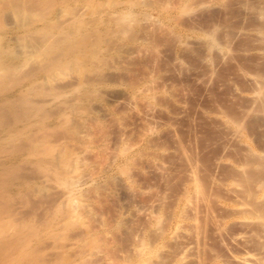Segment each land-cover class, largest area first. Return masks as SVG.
<instances>
[{
  "label": "rangeland",
  "instance_id": "obj_1",
  "mask_svg": "<svg viewBox=\"0 0 264 264\" xmlns=\"http://www.w3.org/2000/svg\"><path fill=\"white\" fill-rule=\"evenodd\" d=\"M31 1L0 0L22 75L1 97L44 101L63 135L55 167L82 194L62 232L103 238L84 263L264 264V0Z\"/></svg>",
  "mask_w": 264,
  "mask_h": 264
},
{
  "label": "bare ground",
  "instance_id": "obj_2",
  "mask_svg": "<svg viewBox=\"0 0 264 264\" xmlns=\"http://www.w3.org/2000/svg\"><path fill=\"white\" fill-rule=\"evenodd\" d=\"M17 1H19V0H17ZM32 1H31V3L33 4ZM11 2H14V1H11ZM14 5H15V3H14ZM186 8H187V6L185 7V9ZM185 11L188 12L189 10L186 9ZM185 11L183 10L182 12H185ZM261 13H262V11H261ZM122 14H123V12H122ZM122 14H119V16H117V17H120V15H122ZM127 15H129V14L127 13ZM129 16H131V15H129ZM118 20H117V22H118ZM124 21L126 22L127 20L124 19L123 22ZM86 22L88 23V21H86ZM121 22H122V20H121ZM50 25H52V24H50ZM80 25H83V24H80ZM81 28H82V26H81ZM212 32H214V31H212ZM62 33L60 34V36L62 35ZM85 33H87V32L85 31ZM85 33H83V34H85ZM49 34H51V31H50V33H48V35ZM65 34H66V32H65ZM92 34L94 35V31ZM214 34L213 33L210 34V40H208L209 44L207 43L209 45V47H213L217 43V42H215L217 40V39L215 40V38H217V37H215ZM52 35L53 34H51V36H49V37L56 36V34H54V36H52ZM57 35H59V34H57ZM49 37H47L46 40H48V39L51 40ZM62 37H63V35H62ZM64 37H66V36H64ZM64 37L62 38V40L65 39ZM86 37H87V35H86ZM56 39H54L55 41H53V42H56ZM98 39H100V38H98ZM49 40H48V42H50ZM59 40H61V37H59ZM59 40H58V42L60 43ZM63 42H65V41H63ZM63 42L61 44H63ZM73 44H74V42H73ZM53 46H55V45H53ZM64 46H65V44L63 46L61 45V47L59 49H57L58 48V45H57V48H55V49L58 52H59V50L65 52ZM75 46H76V43H75ZM48 47H49V45L45 46V49L46 48L48 49ZM50 48H51V46H50ZM61 48L64 50H62ZM8 49H10V47H8ZM51 49H53V48H51ZM85 49H86V47H85ZM5 50L7 52V49H5ZM82 50L84 51V48H82ZM50 51L55 52L54 49L48 50V52H50ZM51 52H50V54H51ZM53 52H52V54L54 55V57L52 56L51 58L54 59L55 56L56 55L58 56L59 53L55 55V53H53ZM64 52H62V54ZM66 52H68V51H66ZM9 54H10V51H9ZM95 55H97V54H95ZM79 56L76 55L75 58L79 59L80 58ZM59 57H61V56L59 55L58 58ZM71 57L74 58V56H71ZM72 58H70V59H72ZM85 58H86V56H85ZM53 59H51V61H48V62L49 63L51 62L50 64H52L54 62ZM66 60L69 61V59H66ZM72 60H70V61L74 62L75 59H72ZM68 61L66 62L67 64H68ZM55 62H56V59H55ZM75 62H76V60H75ZM14 63H15V61H14ZM0 66H2V68H3V74L0 75V88H1V85H4V86H7V88L10 90L13 85L14 86L16 85L15 84L16 83L15 82V78H16L15 75H17V74H15L14 68L11 65H9L5 61V59L3 58V52L2 51H0ZM48 66L49 65H47V67ZM63 67L65 70V68H67L68 65H67V67L66 66H63ZM69 68H71V65L68 67V69H67L68 71H69ZM37 69H36V71H37ZM42 70H43V68H42ZM72 70H70V71H72ZM38 71H40V70H38ZM56 71H53V73ZM46 72H47V70H46ZM33 74H35V73H33ZM18 75H17V77L21 76L18 79L19 80L22 79V75H20V76H18ZM50 75H52V74H50ZM28 76H25V78ZM23 79H24V77H23ZM7 88L2 89V91H0V264H85V263H87V260H86L87 259L86 258L87 251L86 250H88L89 247L90 248L97 247V246L101 247L103 244V238H101V236H99L100 233L98 234L94 231H89L88 229H87L88 231L83 232V233H80L81 231L79 230V233H77V234L75 233V235H72L73 240H71V236L69 237L68 235H66L62 232L65 229H69L70 227H73L72 221H73V219H75V217H77V214H78V212H77V207H78L77 198H78V195L81 191L77 186L80 183H78L77 181L74 180L75 182H77V185H76L75 182H73V179H72V181H70L71 179L68 180V176L66 178L65 175L60 170V168L57 169L55 167L57 155H53V154L55 153V150L58 149V146L56 148L55 145L53 144L52 140H51L53 137L51 136L50 131H53V129L51 130L50 129L51 127L48 126L50 129L49 130L50 134H49L48 127L44 122V119L45 120H46V118L49 119L48 115L46 114V110L48 111V109H45L44 103H43L44 101H40V103H37L36 100H35V102L33 100H31L32 97H29L30 93L29 94L27 93L29 98L23 94H19L20 95L19 97H22V95H23V97L25 96V98H21V101H18V99L16 100V99H9L6 97H1V92H3L4 90L6 92ZM38 94H39V92H38ZM34 95H35V93H34ZM7 97H9V96H7ZM15 97H17V96H15ZM42 99H43V97H42ZM45 104H48V103L46 102ZM47 113H49L50 116H52L50 112H47ZM59 118L64 119L63 116H62V118H61V116H59ZM50 125H52V123H50ZM55 125L57 126L58 123H56ZM61 126H62V124H61ZM60 127H58L59 130H60ZM58 128H56V129H58ZM63 129H65V128H63ZM61 131H62V129H61ZM53 132L56 133L55 128H54ZM64 134H66V133L64 132ZM50 136H51V138H50ZM60 136L57 137V135H56L57 140L63 137V135H62V137H60ZM55 138H53V139H55ZM62 144H63V142H62ZM62 146H64V148H65L66 144L65 145L63 144ZM60 147L61 146H59V151H56V153L62 151V150H60ZM65 149H64L65 154H66L65 156H67L69 151L66 152L67 150H65ZM53 156H55L56 159L53 158ZM33 161H35L36 163L39 161L38 165H36V163H35L34 167H36V166L37 167L33 168L31 170H27L25 165L26 164L28 165V163L31 164ZM65 165H66V163H65ZM63 167H65V166L63 165ZM66 174H68V173H66ZM38 175L41 176L42 181L39 180L38 182H35L36 180H38L40 178ZM53 178L57 179V181L60 184L64 185L66 188V190L64 189L65 191L62 194H60V196H59L60 200L59 201H56V200L54 201L52 199L54 195L51 196L49 194L47 196H44V195H46L45 193L48 190H50L49 188L51 187V185L48 186V180L53 179ZM50 182H51V180H50ZM54 186H52V187H54ZM56 190H61V189H56ZM81 190H83V189H81ZM80 194H82V193H80ZM55 198H57V196H55ZM21 207L27 208L28 211L22 212ZM42 210H43V212H42V214H40L41 213L40 211H42ZM87 224H88V222H87ZM85 229L83 231H85ZM71 234H72V232H71ZM104 240H105V238H104ZM95 249H97V248H94L93 250H95ZM102 249L103 248L101 247V250ZM107 250H109V249H107ZM110 253H108V254H110ZM108 256L110 257V255H108ZM98 261H100V260H98Z\"/></svg>",
  "mask_w": 264,
  "mask_h": 264
}]
</instances>
